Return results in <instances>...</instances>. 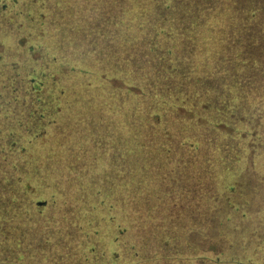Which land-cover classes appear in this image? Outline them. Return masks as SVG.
I'll return each instance as SVG.
<instances>
[{"label":"trees","instance_id":"trees-1","mask_svg":"<svg viewBox=\"0 0 264 264\" xmlns=\"http://www.w3.org/2000/svg\"><path fill=\"white\" fill-rule=\"evenodd\" d=\"M71 20L74 36L88 59L68 58L71 63L67 67L74 66L71 69L77 76L90 75L81 86L83 91L95 87L110 93L114 104L108 122H104V112H98L93 126H61L63 114V119L73 120L65 111L68 100H64V87L57 81L60 73L53 66L61 58L51 56L62 53L54 50V54L40 53L33 59L26 46L16 49L0 39V264L25 262L9 254L18 247L10 246L7 215L16 208H8L9 189L16 205L20 197L15 190H25L24 182L31 179L36 191L30 194L28 209L23 210L26 215L36 217V213L57 208L58 195L49 188L59 185L60 165L46 164L44 188L36 177V165L29 162L37 156L42 160L58 158L52 156L58 155L52 145L59 144V130L65 128L84 134V146L66 144V153L74 146L88 152L89 161L77 164L80 170H101L105 173L102 180L119 178L121 191L127 178L129 189L135 187L136 191H125L133 202L128 206H124V193L121 199L115 192L116 181L111 201L103 194L101 182L93 187L99 184L94 196L81 195L93 211H77L79 226L71 230L80 231L85 249L73 251L70 263L58 258L61 264H147L161 259L167 264L220 263L218 242L209 234L212 226L207 224L202 230L201 222L186 225L195 211L198 220L205 214L191 204L193 197L188 195L200 187L204 195V159L196 156L201 155L204 140L198 128L217 126V118L202 114L207 109L203 94L187 85L193 78L208 80L211 73L206 70L213 71V63L215 72L219 67L235 77L237 57L243 62L253 59L258 71L264 69V0H0V32L8 37L11 29L13 36L20 32L22 43L31 41V51L41 50V34L45 38L51 29L63 32V22ZM209 136L212 139L213 135ZM156 195L167 204L155 205ZM76 201L71 206L79 203ZM205 210L211 219L212 209L206 205ZM181 213L180 228L170 234L166 217L171 222ZM90 223L93 227H88ZM47 224H53L50 216ZM53 225L58 228L55 235H60L61 227ZM147 225L149 229L139 231V226ZM108 227L114 231L110 250L101 236ZM71 230L67 232L72 234ZM70 238L69 251L73 235ZM76 245L79 248L78 239Z\"/></svg>","mask_w":264,"mask_h":264},{"label":"rangeland","instance_id":"rangeland-1","mask_svg":"<svg viewBox=\"0 0 264 264\" xmlns=\"http://www.w3.org/2000/svg\"><path fill=\"white\" fill-rule=\"evenodd\" d=\"M98 3L94 2L93 4ZM130 3L134 4L135 2L131 1ZM83 5L90 4L84 3ZM62 27L63 32L59 29H51L50 33L46 35L47 39L44 38V33L41 34L42 43L39 44L41 50L36 48L31 51V41L28 40L22 43L24 37L20 35V32L13 36L12 29L7 33L11 38L0 32V39L4 38L3 40L8 44L11 43V46H15L16 49H20L21 45L26 46L29 57L33 59L36 58V55L39 56L40 53L50 52L54 54V50L62 53V55L54 54L51 56L61 58L53 66L60 73L58 74L60 78L57 81L59 80V86L62 84L64 87L61 90L66 94L64 100H68L65 111L67 114H72L73 120L63 119V114L61 126L64 127L66 124L70 125L69 127L93 126L96 124L93 116L98 112H104V122H108V114L114 104L113 95L97 91L95 87H91L90 91L81 89L88 78L91 79L90 75L77 76L74 73L75 69H71L74 66H67L68 62L71 63L69 59L78 60L82 56L86 60L88 55L84 46L78 44L79 42L74 36L72 30L75 27L74 20L63 22ZM82 39L86 38L83 37ZM236 50H239L238 46H236ZM236 59H239V61ZM236 59L233 63L235 77L230 75L231 71L228 72L229 76L226 71H221L219 67H216L215 72L213 63V71L206 70L211 73L208 80L193 78V81L187 85L188 88H194L196 94H203L201 98H205L207 101V104H205L207 109H203L202 114L217 118V126L201 125L198 128L204 142L201 144V155L196 156L204 159L205 169L201 168V171L203 170L202 179L207 186L203 184L204 195L199 192L202 187L191 190L188 195L193 197L191 204L200 207V211L205 214L198 220V213L195 211L194 217L188 223H185L186 225H198V222H201L202 230L207 224L212 226L209 227L211 230L209 234L212 240L218 242V249L220 250L218 256L220 263L218 264H264V69L261 68V71H258L257 67L254 66L253 59L251 62L250 60L243 62L238 57ZM217 66H219L218 63ZM82 73L88 74L87 72ZM1 104L2 102H0ZM101 123L99 122L97 125ZM59 131L62 132L59 144L52 145L58 153V155L52 156L58 158L42 160L38 156L35 157L36 153H34L31 157H35V159L33 162L31 159L29 162L36 165V177L43 186L46 164L60 165L61 169L57 172L60 178L59 185L50 186L49 188V191L58 195L57 208L52 210H55V212L36 213V217H33L30 213L26 215L27 213L23 212V210L28 209L26 206L29 204L27 201L31 197L30 194L36 191L32 188L31 179L28 183L24 182L25 190L22 188L15 190L20 197L16 205L12 203L13 192L12 189H9L12 196L9 199L8 208L9 210L16 208L14 209L15 213L7 215L9 227L12 231L10 246L15 247L14 244H18L17 250L9 254L12 257L23 258L25 260L24 264H61L58 258L68 259L70 263L71 253L73 251H80L81 253L86 245V242H83L80 238V231L75 233L74 230L78 228L80 222H77V211H93L86 203L82 202L84 199L81 195L91 194L94 196L97 193L99 184L96 188L93 187L101 182L103 194L107 193L109 200H112L111 193L114 192L116 179L102 180L105 173L101 170L96 169L97 172L91 171V168L80 170L77 164L82 165L81 163L86 164L89 161L88 157L85 156L88 152L83 149L78 151L74 146L73 151L70 148L71 152L66 153L67 142H70L72 146L79 144L82 147L85 145L84 134L78 135L76 131L70 133L67 128ZM209 135H213L212 139L209 138ZM32 148L36 150V144ZM90 148L88 149L90 150ZM206 152L207 154H205ZM73 155L79 157V160L74 158ZM71 166L73 169L66 171ZM63 175L66 177L65 179H61ZM75 177L76 179H73ZM126 180L127 178L123 181V191H121L122 181L118 178L115 190L117 195L120 196L121 194V199L123 198L122 193H124V206L133 205V202L131 203L126 197L127 193L125 191L127 190L128 193L133 194V189H135V187L129 189ZM212 189L213 192L210 194L209 191ZM77 193L79 195L76 197ZM203 199L207 200L205 204ZM75 201L79 203L71 206ZM153 203L164 206L167 204V200L162 201V196L159 199L156 195L155 198L153 197ZM206 205L212 209L211 219L206 217ZM72 210L75 212H72ZM48 216L53 220V224L61 227L60 235H55L58 228L55 229L53 224H47ZM183 219L182 213L171 222L170 218L166 217L165 225L168 226L166 229L170 230V234L180 228ZM140 222L139 220L138 225H140ZM20 226H23L22 234L19 230ZM104 226L106 227V225ZM26 227L29 228L27 231ZM88 227L93 226L90 223ZM71 228L74 229L71 230ZM43 229L45 230L42 231ZM138 229L139 231L142 229L145 231V229H149V226H144V228L139 226ZM68 230H71L72 234H69ZM113 232L110 227L103 228L101 232L102 240L108 250L111 249V246L114 247L112 245ZM70 235H73V241L69 251ZM197 237L201 236L197 233ZM90 238L91 236L88 237L89 240ZM76 239L80 241L79 248L76 245ZM66 250L68 251L66 254L57 253L58 251L64 253ZM148 263L167 264L168 262L161 259L154 263ZM169 264L179 263L172 261Z\"/></svg>","mask_w":264,"mask_h":264}]
</instances>
